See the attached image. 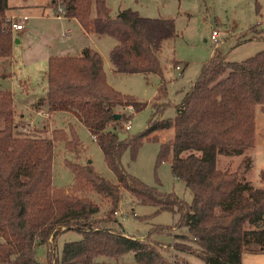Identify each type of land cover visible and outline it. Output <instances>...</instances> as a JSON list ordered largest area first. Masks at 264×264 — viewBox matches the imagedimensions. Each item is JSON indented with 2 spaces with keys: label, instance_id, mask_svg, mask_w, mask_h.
<instances>
[{
  "label": "trees",
  "instance_id": "1",
  "mask_svg": "<svg viewBox=\"0 0 264 264\" xmlns=\"http://www.w3.org/2000/svg\"><path fill=\"white\" fill-rule=\"evenodd\" d=\"M51 4L61 5L63 14L77 18L85 31L116 40L109 52L115 71L162 74L159 49L177 35L171 18L144 16L130 8L113 14L106 0ZM8 8V0H0L3 58L11 56L16 39ZM45 74V94L32 106L73 113L98 142L116 179L103 176L91 162L65 158L74 180L69 186L56 185L54 146L63 141L65 148H76L75 124L54 126L49 134L19 128L13 94L0 88V264H33L36 245L68 228L81 237L66 240L59 258L49 248L47 264H93L98 255L118 260L127 251L133 252L134 264H192L185 256L166 254L167 245L114 225L122 188L157 210L179 212L176 224L186 226L188 233H176L184 241H174L173 247L200 256L202 264H242L243 251H264V183L254 185L242 172L217 165L218 155H239L254 146L256 113L264 111V48L240 60L227 59L220 51L212 54L174 116L160 115L168 104L163 99L167 81H161L146 128L124 138L109 123L124 119V106L137 111L147 102L107 81L99 50L85 46L76 54L49 55ZM170 128L156 160L169 161L172 173L192 191L190 202L144 183L120 162L126 149L134 156L145 138L158 139L154 131ZM243 158L245 169L250 157ZM260 174L264 180V171ZM94 194L108 205L102 209Z\"/></svg>",
  "mask_w": 264,
  "mask_h": 264
},
{
  "label": "rangeland",
  "instance_id": "2",
  "mask_svg": "<svg viewBox=\"0 0 264 264\" xmlns=\"http://www.w3.org/2000/svg\"><path fill=\"white\" fill-rule=\"evenodd\" d=\"M9 14H14L16 20L24 24L19 34H14L20 40L15 43L11 56L0 62V88L11 90L16 110V118L20 121L18 127L49 134L52 127L75 124L79 137L75 149L65 148L63 141H57L53 155V181L58 186H69L74 178L73 173L65 164V158L91 162L93 167L106 178L115 180V174L106 164L101 147L92 137L88 128L67 111H48L45 106L37 110L32 103L46 91V74L49 50L54 45L71 43L73 48L80 42L89 43L102 55L103 66L107 81L123 93L134 95L138 100L147 102L146 105L133 111L128 105L121 108L124 119L113 121L109 126L116 125L120 138L131 136L144 130L154 107L152 101L158 86L163 79L167 80V94L163 97L168 104L161 111V116H174L177 103L185 91L193 84L199 75L204 62L214 53L220 51L227 59L240 60L264 48V0H106L110 10L115 14L120 8H130L141 15L149 17H167L174 21L177 35L162 42L159 57L163 66L162 74L141 72H117L114 70L109 52L116 40L108 34H100L94 40L81 33L73 21L54 18L55 10L44 12L34 6L24 5L23 0H8ZM42 2L43 0H31ZM52 3V2H51ZM23 13L29 18H22ZM20 14V15H19ZM69 27V28H68ZM66 28L70 29L66 30ZM213 28L220 30L217 40L210 36ZM63 31H67L63 34ZM70 32V33H69ZM69 33V35H68ZM68 35V36H67ZM92 36V35H91ZM99 37V38H98ZM96 45V46H95ZM74 52V51H71ZM3 57H0L2 60ZM174 59L178 64L174 65ZM183 68L181 70L180 68ZM11 68L12 71H9ZM178 69V70H177ZM32 102V103H31ZM30 103V108L25 107ZM36 109V110H34ZM25 111L26 117H21ZM39 111L40 114H36ZM34 112V113H33ZM39 115V116H38ZM130 119V127L125 122ZM43 125V131H38ZM172 129H160L159 138H145L134 156L126 149L120 158L122 165L131 174L148 185L157 187L161 191L174 192L187 202L192 200V191L184 181L176 177L170 168L169 161H157L160 141L169 136ZM250 157L249 167L244 169V155ZM217 165L242 172L244 179L254 185H262L264 180L260 172L264 171V111L258 109L256 113V137L254 146L239 155H218ZM94 199L101 204V208L108 205L107 200H100L97 194ZM123 214H116L114 225L126 233L139 237H147L167 245L166 254L185 256L192 264H202L203 259L191 252L178 250L173 247L174 241H184V237L175 236L176 233H188L186 226L176 224L180 213L171 209L157 210V206L141 202L122 188L121 199L117 207ZM135 212V214L133 213ZM173 225V226H172ZM161 226H170L160 229ZM81 237V233L72 228L60 231L49 243H38L35 250L33 264H47L48 249L53 254L61 255L63 243ZM242 264H264V251H243ZM93 264H134L132 251H127L118 260L105 255L95 257Z\"/></svg>",
  "mask_w": 264,
  "mask_h": 264
},
{
  "label": "crops",
  "instance_id": "3",
  "mask_svg": "<svg viewBox=\"0 0 264 264\" xmlns=\"http://www.w3.org/2000/svg\"><path fill=\"white\" fill-rule=\"evenodd\" d=\"M53 0H43L42 2H34V1H31V0H23L22 2L24 3V5H27V6H29V8H34V6H36V8H38L39 10H40V12H41V14H38V15H43L44 14V12H46V13H48V12H51L52 11V8L54 9L55 7H53L52 6V4H51V2H52ZM8 5H9V1H8ZM9 8H10V6H9ZM8 8V9H9ZM120 9V8H119ZM118 9V10H119ZM55 15H51L52 17H54V18H58V19H61V20H63V26H66V24H65V22L66 21H73L74 22V24H76L78 27H79V29L81 30V33H83V34H85L86 36H89V38H90V41H91V39L92 40H94V38L95 37H93V36H99L100 34H96V33H92V32H87V31H85L84 30V28L82 27V25L80 24V22L77 20V18H75V17H67V16H65V15H62V16H57V11L55 10ZM7 13L9 14V12H8V10H7ZM24 14H26L28 17L27 18H29V14H27V13H23V15ZM20 15V14H19ZM66 20V21H65ZM19 21V20H18ZM23 26H22V28H20V29H13V33L14 34H19V32H18V30H23V28H24V24H22ZM69 28V27H68ZM68 28H66V30H70V29H68ZM70 32H71V30H70ZM69 32V33H70ZM69 33H68V35H69ZM67 35V36H68ZM92 35V36H91ZM99 38V37H98ZM16 39L17 40H14L13 41V44H12V50L14 49V46H15V43L17 42V41H19L20 39L18 38V37H16ZM71 43H65V44H60V45H54L52 48L50 47V49L51 50H49V51H51L49 54H48V56L49 55H52V54H66V53H70V54H76V53H78V52H80L81 51V49L83 48V47H85V46H89V43L88 42H85V41H82V42H80L79 43V45L77 46V47H75V48H73L72 47V45H70ZM115 44V43H114ZM113 44V45H114ZM96 46V45H95ZM98 46H96V48H97ZM98 49V48H97ZM71 51H74V52H71ZM6 58H2V60H0V62H4V60H5ZM179 65V64H178ZM178 70V69H177ZM181 70H183V68L181 67ZM9 71H12L11 70V68L9 69ZM1 74H4V73H0V75ZM160 77H161V80L160 81H167V80H169V79H171V78H167V79H163L162 78V76L160 75ZM32 103V102H31ZM25 107H27V108H30V103H28V104H26L25 105ZM34 110H36V109H34ZM34 113V112H33ZM36 114H40V112L39 111H36ZM21 115L23 116V117H26V114H25V111H21ZM39 116V115H38Z\"/></svg>",
  "mask_w": 264,
  "mask_h": 264
},
{
  "label": "built area",
  "instance_id": "4",
  "mask_svg": "<svg viewBox=\"0 0 264 264\" xmlns=\"http://www.w3.org/2000/svg\"><path fill=\"white\" fill-rule=\"evenodd\" d=\"M56 11H57V16H62L64 15L63 14V8L61 5H58L57 8H56ZM28 16L26 14L22 15V18L26 19ZM8 18H10V21H11V28L12 30L13 29H20L22 28V22L21 21H18L16 20V17L14 14H11V15H8ZM67 31H63V34H66ZM220 35V30L217 29V28H213L212 31H211V38L213 40H217V37ZM176 68H179V65H177ZM181 69V68H180ZM128 108H133L131 104H128ZM134 111V109H133ZM125 125L126 127H130V119L128 118L125 122ZM116 214H123V211H119V209L117 208L115 211H114ZM135 214V212H133Z\"/></svg>",
  "mask_w": 264,
  "mask_h": 264
},
{
  "label": "water",
  "instance_id": "5",
  "mask_svg": "<svg viewBox=\"0 0 264 264\" xmlns=\"http://www.w3.org/2000/svg\"><path fill=\"white\" fill-rule=\"evenodd\" d=\"M15 40H17V39H15ZM120 116V114H117V117H119Z\"/></svg>",
  "mask_w": 264,
  "mask_h": 264
}]
</instances>
